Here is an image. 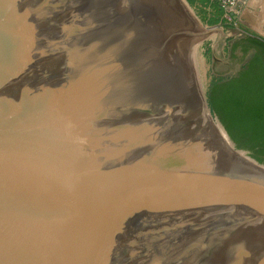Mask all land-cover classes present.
Masks as SVG:
<instances>
[{"label":"water","instance_id":"95a60500","mask_svg":"<svg viewBox=\"0 0 264 264\" xmlns=\"http://www.w3.org/2000/svg\"><path fill=\"white\" fill-rule=\"evenodd\" d=\"M214 29L178 0H0V264H264V164L201 112Z\"/></svg>","mask_w":264,"mask_h":264},{"label":"trees","instance_id":"16d2710c","mask_svg":"<svg viewBox=\"0 0 264 264\" xmlns=\"http://www.w3.org/2000/svg\"><path fill=\"white\" fill-rule=\"evenodd\" d=\"M218 10L221 16L222 11ZM238 48L243 54L249 50L253 54L236 74L210 85L208 104L229 136L223 130L228 145L233 148L232 141L264 164V39L245 35L234 40L229 46L232 57H236Z\"/></svg>","mask_w":264,"mask_h":264},{"label":"rangeland","instance_id":"374dc122","mask_svg":"<svg viewBox=\"0 0 264 264\" xmlns=\"http://www.w3.org/2000/svg\"><path fill=\"white\" fill-rule=\"evenodd\" d=\"M185 2L198 20V24L205 28L204 30L215 28L211 35L205 36L208 37L207 39L198 41L196 57L201 99H205L208 109L207 94L210 85L215 81L232 76L235 66H242L245 63V58L241 57L239 50L236 52V59L230 57V44L245 35H254L264 39V28L259 31L254 30L252 24L255 25L257 17L245 16L244 13L240 15V11L234 13L235 18L231 22L225 21L211 0H192V2L185 0ZM262 20L264 22V18ZM187 29H189V24ZM211 114L213 115L212 112Z\"/></svg>","mask_w":264,"mask_h":264},{"label":"bare ground","instance_id":"6f19581e","mask_svg":"<svg viewBox=\"0 0 264 264\" xmlns=\"http://www.w3.org/2000/svg\"><path fill=\"white\" fill-rule=\"evenodd\" d=\"M179 4L181 5V7L187 12V14L189 15L190 19H193V21H195V24L196 26L199 28V30H202L204 31L205 28H203L202 26H200L198 23V20L195 18V16L193 15V12H191L190 8L188 7V5L186 4L185 0H178ZM207 30V29H206ZM213 31L209 32L208 34H205V35H202V36H199L202 37L200 38L198 41L200 40H204V39H207L208 37H205V36H208V35H211ZM207 105H206V102H205V99H201V112L202 113H205L207 114ZM210 127L212 128L213 132L215 133L219 143L221 144L222 148L228 152H234L237 154L238 157H236L238 159V162L240 163H244L248 166H253V161L251 160V158H249L247 156V153L243 152V151H235L230 145H228V143L226 142V139H225V134H224V131H223V128L215 121L213 122H210Z\"/></svg>","mask_w":264,"mask_h":264},{"label":"crops","instance_id":"0c3cea01","mask_svg":"<svg viewBox=\"0 0 264 264\" xmlns=\"http://www.w3.org/2000/svg\"><path fill=\"white\" fill-rule=\"evenodd\" d=\"M240 15L244 13L246 16L254 15L257 17V22L253 25V29L256 31L263 30L264 28V0H238L236 11Z\"/></svg>","mask_w":264,"mask_h":264},{"label":"built area","instance_id":"2783aa9c","mask_svg":"<svg viewBox=\"0 0 264 264\" xmlns=\"http://www.w3.org/2000/svg\"><path fill=\"white\" fill-rule=\"evenodd\" d=\"M222 11V18L231 22L235 18V11L238 0H211Z\"/></svg>","mask_w":264,"mask_h":264},{"label":"flooded vegetation","instance_id":"af4514ba","mask_svg":"<svg viewBox=\"0 0 264 264\" xmlns=\"http://www.w3.org/2000/svg\"><path fill=\"white\" fill-rule=\"evenodd\" d=\"M238 50L240 51V54H242L241 57H244V58H245V62H247V61L250 59V57L252 56V54H253V50H249L246 54H243V52L241 51L240 48H238V49L235 51V54H236V52H237ZM230 57L233 58V59H236V58H237V54H236V57H232V56H230ZM240 68H241L240 65H239V66H235V68H234V73H233V74H236L237 71H238Z\"/></svg>","mask_w":264,"mask_h":264}]
</instances>
